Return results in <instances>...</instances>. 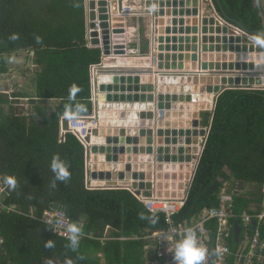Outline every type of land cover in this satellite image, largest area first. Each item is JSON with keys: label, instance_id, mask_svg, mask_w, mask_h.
I'll return each mask as SVG.
<instances>
[{"label": "trees", "instance_id": "obj_1", "mask_svg": "<svg viewBox=\"0 0 264 264\" xmlns=\"http://www.w3.org/2000/svg\"><path fill=\"white\" fill-rule=\"evenodd\" d=\"M221 3L229 17L250 30L264 28V8L258 0ZM85 11V0H0V76L9 71L11 53L27 50L37 66L30 114L15 109L21 93H13L14 99L0 92V174L16 177L18 189H8L7 203L21 211L0 214L3 264H103L102 258L104 264H146L144 234L167 227L163 213L148 210L128 189L87 188L84 145L72 133L61 139L62 116L93 110L89 65L99 61L101 53L86 45ZM13 34L19 38L12 40ZM72 89L77 90L74 98ZM57 155L70 168L71 178L56 181L53 188L50 165ZM236 181L243 185L233 194L235 213L262 202L264 89L230 87L218 96L187 201L174 215L175 222L219 206L225 183L233 187ZM54 205L65 207L71 222L96 238H84L73 249L42 219ZM108 226L109 238L103 243L100 238ZM233 237L231 264L238 246ZM49 239L52 248L45 247Z\"/></svg>", "mask_w": 264, "mask_h": 264}, {"label": "built area", "instance_id": "obj_2", "mask_svg": "<svg viewBox=\"0 0 264 264\" xmlns=\"http://www.w3.org/2000/svg\"><path fill=\"white\" fill-rule=\"evenodd\" d=\"M199 3V14L197 18H207L210 22L221 29L227 28V36H240L243 41L251 39L256 51L255 53L264 54V48L256 45L254 39L257 36L251 35L243 30L234 22L228 20L221 13L215 0H197ZM96 8L95 19L87 18L86 16V45L89 48L99 49L101 52L100 60L89 65L90 80H91V101L94 109L92 113L87 115H65L61 118V139L65 140L66 133L74 134L79 141L84 145L86 150L85 168H86V186L89 189H115L122 188L131 191L144 205L152 212H161L165 215L167 227L163 229L147 230L144 234L145 240V261L146 264H176L173 252L169 249H174L176 243L183 239L187 230L191 229L195 232L197 241L200 246L207 249V255L203 264H231V243L230 239L232 233L237 236V249L234 253L233 264H264V211L243 212L237 214L234 211L233 195L227 189V183L221 190L220 205L217 207H207L189 219H185L179 223L174 220V215L177 214L185 205L190 188L192 186L194 177L193 173L189 178L183 181V188L176 189V196H159L157 189L153 187L150 189L151 194L143 193L145 190L135 189L133 187H110L107 185H96L92 176V159L91 146L92 143L87 140L88 137H93V131L99 129L102 119L101 113L103 111L119 110L127 113L133 112H148L153 111L154 120H166L167 109H156V102H140L139 108H135L132 102H110L104 101L103 104L101 96L108 94H121L114 91H108L106 86L110 83L115 84L114 81H108V77H114L116 74L120 76L140 75V76H156L155 72L160 71V64L164 62L160 55L164 57L167 53L166 46L159 44V36L161 34V26L159 23L158 8L153 5L148 6V0H124V5L121 8L119 0H110L109 5L99 6V0H95ZM100 7H105L106 10L99 11ZM86 9V4H85ZM90 13V9L88 8ZM86 15V11H85ZM106 18L102 19L101 16ZM90 17V16H89ZM131 17L139 19V17L148 18L146 23H139L130 25L128 19ZM181 18L180 15L177 16ZM187 18V16L185 17ZM194 18V16H193ZM132 21V20H131ZM172 27V25H171ZM143 29V31H142ZM222 32V30H221ZM173 33V32H172ZM223 33V32H222ZM96 34V35H95ZM174 35H180L177 32ZM224 34V33H223ZM168 36L172 37V34ZM98 39V43H93ZM146 39L148 50L144 51L142 46L143 40ZM171 45V44H170ZM135 60L134 63H129L128 60ZM138 60H143L138 64ZM165 68H163L164 70ZM264 71V70H262ZM250 76L257 78L264 76L256 73ZM105 77V82L102 78ZM102 86H105L103 89ZM232 87H243L249 89H264V83H253L246 85H233ZM129 94L130 91H125ZM155 94V93H154ZM218 96V95H217ZM218 98V97H217ZM216 101L212 103L209 110L215 109ZM68 118V130H62V119ZM204 138V137H203ZM206 139V138H205ZM203 148L200 154L202 155L206 140H202ZM87 150H90L89 153ZM198 159L194 158V163ZM193 169L195 164H193ZM191 174V173H190ZM101 181V180H100ZM152 182V181H151ZM181 182V181H177ZM155 183V182H154ZM135 190H140V194H136ZM179 191L183 193L179 196ZM264 192V183L262 186ZM8 188L3 183V175L0 174V214L21 212L20 208L14 203H7ZM35 210H31L30 215H34ZM42 219L53 226V230L58 235L68 239L71 235L67 229L72 224L70 217L66 211L57 209L54 206L44 211ZM233 220H236L234 222ZM81 228L80 240L84 238H96L93 232L87 233ZM239 227L237 232H234ZM109 228V227H108ZM108 228L105 235L100 240L105 243L108 237ZM98 238V237H97ZM137 238V237H135ZM126 239V237H122ZM4 236L0 228V256L4 246ZM221 251L218 253L217 248ZM0 257V264H3Z\"/></svg>", "mask_w": 264, "mask_h": 264}, {"label": "water", "instance_id": "obj_3", "mask_svg": "<svg viewBox=\"0 0 264 264\" xmlns=\"http://www.w3.org/2000/svg\"><path fill=\"white\" fill-rule=\"evenodd\" d=\"M108 1L110 0H99L98 4L99 6H107L109 5ZM157 1L148 0V6L153 5L158 8L159 15L162 16L161 7H158ZM215 1L223 16L228 20L240 26L247 33L264 38V28L250 30L240 21L227 15L221 0ZM258 1L264 8V0ZM119 2L122 8L124 0H119ZM161 3H169L168 6L170 7L175 3L171 16L176 17L169 21L170 26L172 25L170 31L175 34L183 31L181 30L183 23L194 16L193 19L196 21L193 26V33L196 36L194 42L186 52H183L177 45L168 44L166 46L167 51L173 50L180 53L176 57H173L170 52L165 57L160 55L165 64L164 62L160 64L162 69L155 72L156 76L130 75L126 77L116 74L112 78L108 77V81L113 80L115 84H108L106 89L123 93L103 94L101 96L103 101L101 107H105L104 101L106 100L110 102H133L135 108H139L140 102L157 103V99H159L156 109H167V119L154 120V113L151 110L133 113L122 111L120 114L119 112L103 111L100 126L102 128L109 127L108 130H105V128L95 129L93 131L94 137L92 139L88 137L87 140L92 143L91 154L94 155H92L93 165L91 169L94 179H98L95 181L96 185L126 186L135 189L147 187L149 190L143 192L146 195H150V189L155 187L157 195L174 197L177 195L176 189H182L184 186L183 182H177L178 178L183 179L185 170L188 172L186 178L190 177L189 172L191 170L193 171V177H195L201 156L196 161L193 170V156L185 154L184 151L186 150L183 146L186 145L184 143L187 142L189 136L194 133L190 130V126L194 124L198 126L199 120H192L195 121L194 124L191 122L188 127L180 125V128L188 129L184 132V130H179L177 126L171 128L173 126L172 121L168 120L170 113L176 108L180 110H209L212 105L208 108L207 104L201 100V94L220 95L222 85L226 86L225 89H227L236 84L233 82L228 84L224 81L220 82L218 87L205 88L204 86L199 89L197 84L200 79L199 76L203 78L208 75L207 84H213L219 82L220 79H227L226 76L263 74L264 54L255 53L256 48L251 39L243 41L240 36L235 37L234 41L214 40V36H210V38L208 36L206 40L203 35L209 33L204 26L207 18H202V15L197 18L199 14L197 0H160ZM85 4L87 18L95 19V0H85ZM88 8L91 10L90 13ZM104 10H106L105 7L99 9V11ZM178 15L183 20L178 19ZM186 16L187 18H185ZM101 18L105 19L106 16L102 15ZM159 23L161 25L160 19ZM170 31L169 33H171ZM227 31V28L222 30L224 34ZM211 32L213 31L211 30ZM168 37V42L171 40L177 41L170 36ZM98 42V39L93 41L96 44ZM178 60H181L179 61L181 64L176 63ZM184 60L197 62V65L192 66L191 69H186L183 63ZM207 66L212 70L204 71L203 69H207ZM163 68L165 69L163 70ZM102 81L105 82V77L102 78ZM102 88L104 89L105 86H102ZM125 91H130V93L125 94ZM115 127L120 128L119 130H113L112 128ZM125 127L131 129L126 130ZM62 130H68L67 117L62 119ZM89 151L87 150L88 153ZM242 185L241 182L240 189L236 190V194H239ZM235 186H237V182ZM135 193L140 194V190H135ZM182 195L183 193L179 191V196ZM54 207L66 211L63 206L54 205Z\"/></svg>", "mask_w": 264, "mask_h": 264}, {"label": "bare ground", "instance_id": "obj_4", "mask_svg": "<svg viewBox=\"0 0 264 264\" xmlns=\"http://www.w3.org/2000/svg\"><path fill=\"white\" fill-rule=\"evenodd\" d=\"M157 5L158 7H161V14L162 16L159 17L160 19V22H161V34L159 36V44L160 45H164L165 43H168V44H171L172 46L173 45H177L180 47V49H182L183 51L186 52V50H188L190 48V45L194 42V39L196 38V36H194L195 34L193 33V26L194 24L196 23V21L193 19V17L187 19L186 22L182 24H179V25H182L181 26V30L183 31H180V35L176 36V35H172V38L177 40V41H174V40H171L170 42L167 41V37L169 34H173L170 29H171V26H170V23L169 21L171 19H174V17L176 16H171L173 14V7H174V4L172 5V7L168 6L169 3L167 4H160V0L157 1ZM155 4V3H154ZM181 20H183L182 18H180ZM204 26L206 27L207 29V32L209 33H205L203 36H205L204 38L207 40L208 39V36L210 38V36H214V40H217V39H220L221 41H228V40H232L234 41L235 37L231 36H226L225 34H223L219 28H217L213 22H210L208 19L206 20L205 19V22H204ZM224 28H221V30H223ZM211 30L213 32H211ZM169 31L171 33H169ZM169 38V37H168ZM172 51V56L173 57H176L178 55V53L180 52H176V51ZM216 54V53H215ZM143 60H138V64H141ZM178 61H181V60H178ZM129 63H134L135 60H128ZM184 63V66H188V68L194 66V65H197V62H192V61H187V60H184L183 61ZM181 64V63H180ZM185 68V67H184ZM209 69V66H207V69H203L204 71L208 70ZM209 70H212V69H209ZM199 81L197 82L198 84V87L199 89H202V87L205 86V88H208V87H218L220 85V82H224L225 83H230L232 84V82L236 85H246V84H253V83H264V76L262 77H257V78H254L250 75H234V76H226L227 79H220L219 82H214L213 84H207L208 82V75H205L203 78L202 76H199ZM215 81V80H214ZM217 81V80H216ZM222 84V83H221ZM195 88V87H194ZM188 96V94H186ZM10 97V96H9ZM201 100L204 101L206 104H207V107L209 108L212 103H213V100H214V95L213 94H201ZM114 103H117V102H114ZM50 112V111H49ZM173 113V112H172ZM194 113H192V111H189V112H185L184 113V118L182 121L178 120L179 117L182 118L180 116V114H176L174 113L175 117H178V119H174L173 122H177L178 124H186L188 121H184L185 118H190L191 115H193ZM192 118V117H191ZM195 120V118H194ZM197 132V130L195 131ZM197 135L196 134V138H192V134L191 136H189L187 142H185L184 144L186 145H183L184 146V151L185 154H191L193 156V164L196 165V163H194V157L198 156L200 154V149H199V146H198V139L197 138ZM179 146H182V145H179ZM32 149V148H31ZM13 153V152H12ZM12 156V155H11ZM23 156V155H22ZM34 156V155H33ZM20 157V156H19ZM2 166V165H1ZM43 172V171H42ZM30 173V172H28ZM46 175V174H45ZM47 183V182H46ZM84 183V182H83ZM37 184V183H36ZM26 187V186H25ZM49 187V186H48ZM70 188V187H69ZM18 189V188H16ZM25 190H28V189H25ZM22 191V190H21ZM20 191V192H21ZM24 191V190H23ZM16 192V191H15ZM40 194V193H39ZM51 194V193H50ZM28 195V194H27ZM55 195V194H54ZM32 196V195H31ZM12 197V196H11ZM26 198V197H25ZM60 198V197H59ZM18 199V198H17ZM29 199V198H28ZM35 199V198H34ZM36 200V199H35ZM17 202V201H16ZM24 202H25V199H24ZM27 202V201H26ZM44 204V202H43ZM66 204V203H65ZM42 212V211H41ZM121 222V221H120ZM103 225V224H102ZM81 226V225H80ZM103 227V226H102ZM37 238V237H36ZM39 238V237H38ZM66 239V238H65ZM39 247V246H38ZM99 247V246H98ZM49 251V250H48ZM109 251V250H108ZM110 253V251H109ZM58 255V254H57ZM73 256V255H72ZM112 256V255H111ZM40 258V257H39ZM8 259V258H7ZM83 260V259H82ZM108 261V260H107ZM83 262V261H82ZM133 263V262H132Z\"/></svg>", "mask_w": 264, "mask_h": 264}, {"label": "crops", "instance_id": "obj_5", "mask_svg": "<svg viewBox=\"0 0 264 264\" xmlns=\"http://www.w3.org/2000/svg\"><path fill=\"white\" fill-rule=\"evenodd\" d=\"M132 20V21H131ZM147 20H148V18H143V17H139V19H135V18H133V17H131L130 19H128V23L130 24V25H137V24H139V23H146L147 22ZM142 31H143V29H142ZM172 35H174V34H172ZM142 44H143V46H142V48H143V50L144 51H146V50H148V45L146 44V39H144L143 40V42H142ZM26 52H27V50H25ZM183 52H185V51H183ZM101 53V52H100ZM101 56V55H100ZM30 60V59H29ZM31 61V60H30ZM174 63V62H173ZM177 64H179L180 62L178 61V62H176ZM164 64H165V62H164ZM186 67V69H189L188 68V66H185ZM190 69H191V67H190ZM209 70V69H208ZM89 74H90V72H89ZM22 78H20V80H18V82H19V84L16 86V87H18V90H14V88H15V82L13 83V82H9L8 84V88H7V90H4L7 94H9L10 95V97L11 98H14V99H16V97H14V96H12L13 95V93H21L23 96H21V97H19L18 99L20 100L19 101V103H21L24 99H26L27 101H28V103L30 104V107L32 108V106H34L33 105V103H31V99H32V97H34L35 95H36V84H35V81H36V79H35V76H33V78H32V80L31 81H29L28 80V78L27 77H24V76H21ZM10 81V80H9ZM225 87L226 86H224V85H222V92L225 90ZM90 88H91V80H90ZM228 89V88H227ZM0 92H1V90H0ZM221 92V93H222ZM220 93V94H221ZM219 96V95H218ZM217 95H214V100H213V102H215V101H217V97H218ZM13 100V99H12ZM51 102L52 103H54V102H56V100H51ZM17 103H15L14 104V106L16 105ZM30 108V109H31ZM215 108V107H214ZM16 109V111L18 112V110H17V108H15ZM93 109H94V106H93ZM21 110V109H20ZM19 110V111H20ZM28 110H29V108H28ZM93 111V110H92ZM189 111H192V113H194L193 115H191V117L190 118H185V119H188V120H190V121H188L186 124H178L177 122H173V120L174 119H177L176 117H175V115H174V113H176V114H180V116L182 117V118H180V119H183L184 117V113L185 112H189ZM21 112H24L23 110L21 111ZM31 112H32V110H31ZM107 112H119V114H120V112L121 111H119V110H113V111H107ZM173 113H170V115H169V117H168V120H171L172 121V124H173V126L171 127V128H174L175 126H177V128H179V130H184V132H185V130H188L187 128H180L181 126L180 125H185V126H183V127H188V126H190L191 125V122H193L192 120H194V118L195 119H197V120H199V124H198V126L196 125V124H194V122H193V124L194 125H191L190 127V130L193 132L194 131V133H192V138H196V134H198L197 135V138H199L198 139V144H199V146H200V151L202 150V148H203V143H202V140H203V142H204V140H207V137H208V134H209V131H210V127H211V122H212V118H213V112H214V109L211 111V110H205V111H197V110H180V109H178V108H176V109H174L173 111H172ZM20 113V112H19ZM24 114H26V113H24ZM103 128H105V130H108V128L109 127H103ZM102 128V126L99 128V130L100 129H103ZM119 128L120 127H115V128H112L113 130L114 129H116V130H119ZM125 129L126 130H130L131 128H129V127H125ZM197 130V132H195ZM107 133V132H106ZM105 133V134H106ZM94 137V136H93ZM204 137V138H203ZM206 138V139H205ZM92 155H94V154H91V159L93 158V156ZM195 158V157H194ZM198 158V157H197ZM199 159V158H198ZM91 163H92V165H93V161H91ZM194 170V169H193ZM184 172H187L186 170L184 171ZM191 173V174H190ZM192 173H193V171L191 170V172H189V175H192ZM183 175H184V177H183V179H180V178H178V181H181V182H183L184 181V179L187 177V174H184L183 173ZM188 175V176H189ZM151 182V181H150ZM237 182V186H235V184H234V186L233 187H231V186H229V184L227 185V189H228V191H229V193H231L232 195L233 194H236V190L238 189L237 187H238V184H240L238 181H236ZM235 182V183H236ZM264 183V182H263ZM263 183H262V186H263ZM225 186V185H224ZM262 186H261V192H262V194H263V199H262V202H253V203H251L250 205H249V207L246 209V210H244L243 212H253V211H264V192L262 191ZM138 188H139V185L137 186ZM229 187V188H228ZM115 189H119V188H115ZM122 189V188H121ZM140 189V188H139ZM142 190H146V191H148L149 189L147 188V187H144V188H141ZM247 189H249V188H247ZM242 212V213H243ZM241 213V214H242ZM109 227V226H108ZM107 227V228H108ZM107 228H106V230H107ZM110 230H111V228H108V234H109V232H110ZM239 230V227L235 230L234 229V232H237ZM122 237L123 236H121L120 238L122 239ZM235 240L237 239V236H236V233H235V236L233 237ZM232 238V239H233ZM99 256L102 258V253H99ZM101 263H105V261H104V259L102 258V260H101Z\"/></svg>", "mask_w": 264, "mask_h": 264}, {"label": "clouds", "instance_id": "obj_6", "mask_svg": "<svg viewBox=\"0 0 264 264\" xmlns=\"http://www.w3.org/2000/svg\"><path fill=\"white\" fill-rule=\"evenodd\" d=\"M18 34H13L11 36L12 40L18 39ZM37 42L41 40V37H36ZM254 43L264 48V38L259 36L255 37ZM14 59V58H12ZM76 89H72L71 95L74 98ZM67 114V113H66ZM51 170L54 173L55 180L52 183V187L55 188L56 181L66 182L71 178V170L68 165L57 155L52 158L51 161ZM3 183L10 190H15L17 187V179L12 175H5L3 177ZM143 219L144 217L141 216ZM156 220L153 219L152 223H155ZM67 231L71 234L68 236L70 245L73 249H76L79 246L81 228L76 223H72L68 226ZM45 247L52 248L54 243L51 239L47 240ZM173 252L174 260L176 264H203V261L207 255V249L200 246L196 234L193 230L189 229L185 232L183 239L179 240L174 249H169ZM221 249L218 247L217 252L219 253ZM69 264L71 262L69 261Z\"/></svg>", "mask_w": 264, "mask_h": 264}, {"label": "rangeland", "instance_id": "obj_7", "mask_svg": "<svg viewBox=\"0 0 264 264\" xmlns=\"http://www.w3.org/2000/svg\"><path fill=\"white\" fill-rule=\"evenodd\" d=\"M29 55H30V52L29 51L26 52L25 50L7 55L9 71L6 74H3L0 76V90L1 91L7 90L9 82H13V83L15 82L14 90H18V87L16 86L19 84L18 80L22 78L21 76L27 77L29 81L32 80L37 66L34 63H32V61L29 60ZM15 108H17L18 112H21L23 110L24 111L23 113H26V114H30L32 110V108L30 107V104L28 103L26 99H24L21 103L18 102L15 105ZM176 118L178 119V117ZM178 120L182 121L183 119H180L179 117ZM184 121H187V119H184ZM199 149H200V146H199ZM184 174H188V172H184Z\"/></svg>", "mask_w": 264, "mask_h": 264}]
</instances>
